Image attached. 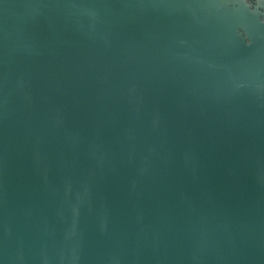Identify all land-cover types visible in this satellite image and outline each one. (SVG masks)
<instances>
[{
    "label": "water",
    "instance_id": "water-1",
    "mask_svg": "<svg viewBox=\"0 0 264 264\" xmlns=\"http://www.w3.org/2000/svg\"><path fill=\"white\" fill-rule=\"evenodd\" d=\"M0 264H264V0H0Z\"/></svg>",
    "mask_w": 264,
    "mask_h": 264
}]
</instances>
